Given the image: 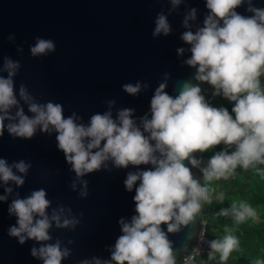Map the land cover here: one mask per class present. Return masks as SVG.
<instances>
[{
  "label": "clouds",
  "instance_id": "9594fccd",
  "mask_svg": "<svg viewBox=\"0 0 264 264\" xmlns=\"http://www.w3.org/2000/svg\"><path fill=\"white\" fill-rule=\"evenodd\" d=\"M169 2L176 9L182 0ZM256 3L258 0H206L208 13L203 26L181 36L191 46L190 58L184 63L196 69L194 77L178 81V94L171 96L165 91L169 76L165 73L150 101L151 118L145 114L139 123L133 119L134 109L130 108L119 109L114 118V100L106 101L108 111L92 114L87 124L78 123L82 117L75 112L65 116L61 103L37 101L26 84L20 83L17 90L14 77L22 64L9 56L2 58L0 73L7 75L0 74V138L5 129L13 139H31L37 131L55 132L58 149L83 185L79 193L82 198L88 195V182L81 178L102 169L111 171L108 162L117 169L130 165L137 169L128 172L124 180L128 192L139 182L133 196L136 215L130 222L119 220L123 234L111 250V259L93 257L92 261L85 259L80 264H178L179 252L168 234L179 233L182 227L203 219V210L213 202L214 194L217 201L224 200L225 194H216L213 182H227L242 174L264 181V7ZM241 6H246L250 15L236 11ZM196 13L197 9L191 8L184 16L186 29L191 28L189 21L196 19ZM154 24V38L170 34L171 26L163 12L157 14ZM13 38L9 36L10 40ZM29 51L34 58L46 57L56 51V44L52 39L36 37ZM184 51L177 49L178 54ZM193 80L211 85L214 96H222L231 103V111L212 106L202 94L200 83ZM148 87L140 81L122 85L123 91L133 96ZM21 101L31 115L25 113ZM217 146L222 147L206 165L202 158H197V153ZM141 165L151 167L141 169ZM30 168L31 164L24 160L9 164L0 158V181L21 186L25 178L16 172L26 176ZM193 168L202 173V178L197 177ZM71 187L75 190V180ZM4 191L11 193L13 189L6 187ZM46 197L43 188L25 198L17 193L8 208L9 214L16 217V224L10 226L8 234L21 245L29 239L38 242L39 248L33 246L31 255L43 264H61L71 250L62 248L59 239L44 243L52 240L49 230L53 224L74 230L79 221L64 216L65 211L71 214V209L63 205L53 208L49 215L51 201ZM7 199V195H0V201ZM262 212L264 206L253 207L244 199L233 198L228 208L216 214L230 218L232 224L223 227L221 237L209 241L208 261L218 257L220 264H227L234 253L243 255L236 233L241 225L264 224ZM161 225L166 226V232ZM261 232L264 234V229ZM195 237L196 233L189 232L181 250L187 251V242ZM260 245L259 254L251 257L249 264H264V240H260Z\"/></svg>",
  "mask_w": 264,
  "mask_h": 264
},
{
  "label": "water",
  "instance_id": "95a60500",
  "mask_svg": "<svg viewBox=\"0 0 264 264\" xmlns=\"http://www.w3.org/2000/svg\"><path fill=\"white\" fill-rule=\"evenodd\" d=\"M256 6L264 7V0H258ZM191 8L197 9L196 19L190 20L191 28L186 29L183 19ZM245 8L241 6L236 11L250 15ZM160 12L167 16L171 32L154 38V21ZM207 13L206 0H182L176 9H172L169 0H0V67L4 56L20 60L22 68L14 77L17 90L20 83L26 84L37 101L61 103L65 116L75 112L82 117L78 123L87 124L92 114L108 111V100L115 101L111 109L114 118L119 109L130 108L134 109L133 119L139 123L145 114L151 118L150 101L165 73L169 74L165 91L171 96L178 94V81L194 77L196 69L184 63L190 58L191 46L181 36L185 31L202 27ZM9 36L14 38L10 40ZM36 37L52 39L56 51L46 57H32L29 48ZM178 48L185 49L184 53L178 54ZM137 81L149 87L135 96L123 91L122 85ZM200 86L209 102L213 97L212 86L207 83ZM21 104L25 113L31 115L27 105L23 101ZM196 155L200 158V153ZM0 158L9 164L20 160L31 164L26 176L16 172L24 176L23 185L11 181L5 185L0 181V195L8 196L6 201H0V264H43L31 255L33 246L39 248L38 242L29 239L21 245L8 234L10 226L16 224V217L9 214L8 208L17 193L25 198L41 188L51 201L49 215L53 208L63 205L71 209V214L65 211L64 216L79 221L74 230L56 228L54 224L49 230L52 240L44 243L59 239L62 248L71 250L61 264H80L85 259L92 261L93 257L102 261L111 259V250L123 234L119 220L130 222L136 215L133 196L139 182L132 192L124 186L127 173L136 168L130 165L117 169L108 162L111 171L102 169L86 174L81 179L88 182V195L82 198L79 193L83 185L58 149L55 132L37 131L31 139H13L5 129L0 138ZM192 170L201 178L198 169ZM74 180L75 190L71 187ZM6 187L13 191L5 193ZM202 220L182 227L179 233L168 234L179 252L178 261L193 246ZM161 227L167 231L165 225ZM189 232L196 233V237L187 242L188 250L183 251L181 245Z\"/></svg>",
  "mask_w": 264,
  "mask_h": 264
},
{
  "label": "trees",
  "instance_id": "16d2710c",
  "mask_svg": "<svg viewBox=\"0 0 264 264\" xmlns=\"http://www.w3.org/2000/svg\"><path fill=\"white\" fill-rule=\"evenodd\" d=\"M215 97H212L209 103L215 107ZM232 105L229 106L231 109ZM222 146H217L215 149L210 150L206 153L200 154V158L204 159L215 154V151H219ZM205 164V163H204ZM239 171V170H238ZM202 178V173H201ZM219 184L218 191L223 192L225 196L230 198L244 199L251 203L255 207L264 206V181H260L259 178L254 179L250 174H242L237 178L230 181H217ZM209 210V205L204 208V214L206 215ZM261 219L264 220V212L261 213ZM203 220L205 223V234L211 239H217L209 229L211 226L212 218L208 215L204 216ZM222 224L231 225L227 219H222ZM261 229H264V224L257 225L255 227H249L247 224L240 226V231L236 234L241 239V248L244 250V254L234 253L233 257H230L227 264H249V259L256 256L260 252V240H264V234ZM242 233V234H241ZM234 257H237L234 259ZM197 264H220L218 257L214 261H208L207 257H199Z\"/></svg>",
  "mask_w": 264,
  "mask_h": 264
},
{
  "label": "rangeland",
  "instance_id": "374dc122",
  "mask_svg": "<svg viewBox=\"0 0 264 264\" xmlns=\"http://www.w3.org/2000/svg\"><path fill=\"white\" fill-rule=\"evenodd\" d=\"M216 101H215V107H226L229 109V111H231V109L229 108V106L231 105V103L226 100L225 98H223L222 96H214ZM210 157H206L203 159L205 165L207 163V160ZM213 186L216 188V194H219L220 192L217 190L219 187L218 182H213ZM233 198L227 197L225 196L224 200L222 202L217 201L215 199V194L213 197V202L211 204H209V210L207 212L206 215L210 216L212 218L211 221V226L209 227L211 233L213 235H215L216 237H221L223 235V227L224 225L222 224V219H227L229 222H232L230 218H225V217H220L217 216L216 214L222 209V208H228L230 206V202ZM239 199V198H236ZM255 207V206H253ZM206 215L204 214V216L206 217ZM203 216V218H204ZM214 240V239H213Z\"/></svg>",
  "mask_w": 264,
  "mask_h": 264
},
{
  "label": "built area",
  "instance_id": "2783aa9c",
  "mask_svg": "<svg viewBox=\"0 0 264 264\" xmlns=\"http://www.w3.org/2000/svg\"><path fill=\"white\" fill-rule=\"evenodd\" d=\"M204 222H202L200 232L191 247V249L178 261V264H197V259L199 257H207L208 252L210 251L209 249V241L213 240L209 238L205 234V227H204ZM201 234L203 238L201 239ZM190 256H194L195 258L191 261H189L187 258Z\"/></svg>",
  "mask_w": 264,
  "mask_h": 264
},
{
  "label": "bare ground",
  "instance_id": "6f19581e",
  "mask_svg": "<svg viewBox=\"0 0 264 264\" xmlns=\"http://www.w3.org/2000/svg\"><path fill=\"white\" fill-rule=\"evenodd\" d=\"M202 222H204V220H202ZM205 223V222H204ZM204 227H205V224H204Z\"/></svg>",
  "mask_w": 264,
  "mask_h": 264
}]
</instances>
